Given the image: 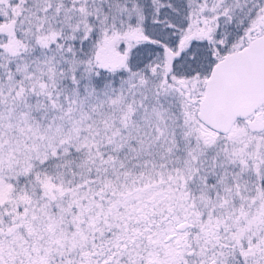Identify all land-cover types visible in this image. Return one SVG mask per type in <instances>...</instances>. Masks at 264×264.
Here are the masks:
<instances>
[{
  "label": "snow or ice",
  "instance_id": "obj_1",
  "mask_svg": "<svg viewBox=\"0 0 264 264\" xmlns=\"http://www.w3.org/2000/svg\"><path fill=\"white\" fill-rule=\"evenodd\" d=\"M0 264H264V0H0Z\"/></svg>",
  "mask_w": 264,
  "mask_h": 264
}]
</instances>
